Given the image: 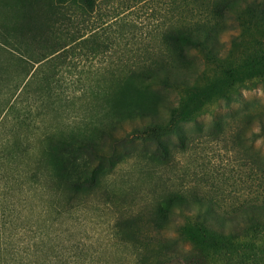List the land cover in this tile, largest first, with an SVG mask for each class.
I'll use <instances>...</instances> for the list:
<instances>
[{
  "label": "trees",
  "instance_id": "1",
  "mask_svg": "<svg viewBox=\"0 0 264 264\" xmlns=\"http://www.w3.org/2000/svg\"><path fill=\"white\" fill-rule=\"evenodd\" d=\"M99 1L26 0L28 10L40 7V48L45 52L35 63L41 66L61 59L73 46L97 53L100 41L96 31L84 37L71 28L72 12L88 15ZM197 1L171 0V15L157 35L135 49L124 50L118 62L88 72L79 87L84 114L72 123L58 122L46 114L44 131L23 138L15 127L1 130L8 122L4 111L0 116V204L8 210L4 217L12 216L10 196L15 189L40 182L47 191L40 212L44 240L46 236L52 240L55 219L86 211L97 199L106 207L118 208L109 232L117 248L106 252L114 255L123 247L131 253L130 264H162L179 243L190 246L197 264H264V168L257 166L255 156L250 191L233 199L190 193L195 187L182 185L156 192L141 205H134L109 184L116 168L134 157L127 146L136 141L150 143L152 149H141L143 158L157 166L169 165L175 156L167 147L169 136L182 137L188 123L215 113L222 105L241 102L243 90L264 86V40L255 45L247 39L252 28L264 26V0H207L204 6ZM28 14L24 12L25 19ZM40 81V98L48 109L62 99L56 89L57 75H40ZM154 89L176 91L177 95L161 98L153 109L118 103V96L130 99L133 93ZM27 114L17 118L15 126L30 124ZM251 115L261 123L259 132H251L254 142L264 137V111L255 109ZM36 137L37 154L30 142ZM176 217L181 221L174 225ZM172 228L176 237L165 236ZM12 233L16 232L9 228L2 237ZM4 247L0 242V264H4ZM36 262L46 263V259ZM83 262L77 256V263ZM7 264L24 262L11 259Z\"/></svg>",
  "mask_w": 264,
  "mask_h": 264
},
{
  "label": "rangeland",
  "instance_id": "2",
  "mask_svg": "<svg viewBox=\"0 0 264 264\" xmlns=\"http://www.w3.org/2000/svg\"><path fill=\"white\" fill-rule=\"evenodd\" d=\"M25 1L0 0V116L7 110L8 117L7 126L1 130L10 131L15 127L23 138L44 131L42 120L46 114L65 124L84 114L79 87L86 82V74L118 62L124 50L135 49L142 41H149L171 15V0H100L95 11L88 15L79 11L71 14L74 24L71 31L84 37L96 31L100 50L94 54L88 48L73 46L61 59L55 58L40 66V63H35L45 52L40 48V7L28 10ZM236 2L241 3L242 0ZM197 4L204 6L207 0H198ZM26 11L29 12L28 19L24 18ZM232 27L237 31V23L233 22ZM247 39L259 45L264 40V26L252 28ZM37 67L36 75L23 88ZM52 72L57 75L56 89L62 99L46 109L40 98V75ZM175 95L176 91L154 89L133 93L130 99L125 95L118 96V103L142 104L153 109L161 98ZM239 99L241 102L231 107L222 105L215 113L188 123L183 130L185 135H181L183 138L169 136L167 147L175 155L169 165L157 166L143 158L141 149H152L154 146L150 143L136 141L127 146V149H132L134 157L116 168L109 184L134 205H141L156 192L177 189L182 185L195 187L189 190L190 193L211 197L233 199L246 195L252 185V157L257 158L260 169L264 168V137L254 142L250 138L252 130L259 132L261 129V123L251 114L255 109L264 111V86L260 84L252 90H243ZM26 113L30 116V124L15 126L16 119L26 117ZM183 139L184 144H181ZM30 142L37 154V137ZM13 192L14 196H10L11 208L14 209L11 217L3 216L8 215V210L0 204V242L3 247L7 246L1 256L4 264L10 263L11 259H22L24 264H37V259H46L42 264H49L52 259L54 264H78L77 256L82 258L83 264H130L128 260H132V256L125 248L118 246L114 255L105 250L117 248L110 241L109 233L113 213L115 210L118 212L115 205L106 207L102 201L93 199L86 211L83 209L55 219L52 240L49 236L44 240L40 233V212L47 191L42 190L39 182L26 183ZM180 221L178 218L173 224ZM9 228L16 233L2 237ZM176 235L174 228L165 233L167 237ZM40 237L44 243L42 253ZM115 256L121 258V262H117ZM192 257L190 246L179 243L162 264H197Z\"/></svg>",
  "mask_w": 264,
  "mask_h": 264
}]
</instances>
